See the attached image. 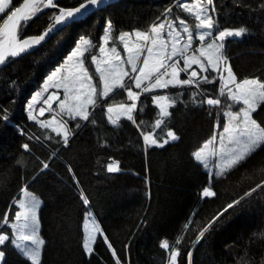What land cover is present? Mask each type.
I'll use <instances>...</instances> for the list:
<instances>
[{"label": "trees", "instance_id": "obj_1", "mask_svg": "<svg viewBox=\"0 0 264 264\" xmlns=\"http://www.w3.org/2000/svg\"><path fill=\"white\" fill-rule=\"evenodd\" d=\"M59 2L62 6H73L77 0ZM171 2L118 0L89 15L82 23L57 32L41 47L0 69V106L13 109L11 124L0 132V214L8 210L12 198L20 194L19 190L25 184L41 199L40 231L46 240L42 264H114L102 238H98L92 256L82 249V225L88 208L78 196L67 163L73 165L90 194V210L104 227L124 264H166L167 252L160 246L161 240L166 237L173 241L191 216L193 224L181 245L180 264H187V251L192 247L189 242L195 239L198 227L249 186L264 179V150H258L226 176L211 180L215 197L202 196V189L209 182V172L192 154L212 134L215 120L204 109L192 105L185 108L179 104L173 109L168 127L176 131L180 139L170 140L163 147L152 146L145 151L139 130L125 117L121 118L119 128L108 124L104 114L106 106L100 105L103 111L98 109L94 117L99 120V126L88 124L83 127L68 147L53 142V148H49L47 142L33 140V154L22 149L21 145L28 142L29 137L17 132L12 125L40 135L38 124L27 119L26 104L31 95L42 88L43 80L64 60L81 34L87 33L98 39L105 17L109 15L118 31L146 28ZM215 2L223 27L246 25L250 30L242 37L225 40L226 54L238 79L264 77L261 0H245L247 6H239L235 0ZM43 11V15L30 22L27 34H37L46 26L51 12ZM89 69L94 73L93 64ZM9 79L19 83L14 104L10 95L14 86L8 83ZM216 87L218 89V84ZM165 91L155 90L157 94ZM110 96V99L104 98L108 103L129 102L125 92ZM153 116L154 113H149L140 118L151 121ZM42 118H49V114ZM166 131V128L163 132L157 129L161 137L166 136ZM102 139H107L108 145H103ZM53 149H59V155L49 161L48 170L33 180L40 160H47ZM21 154L23 165L17 163ZM109 157L120 161V171H107L106 165L111 162ZM142 219L147 220V224L141 223ZM261 233H264V194L258 191L241 210L229 209L223 221L194 247L193 264H242V257L259 264L264 258ZM125 245L129 247L125 248ZM6 259L7 264H30L11 246L7 249Z\"/></svg>", "mask_w": 264, "mask_h": 264}, {"label": "snow or ice", "instance_id": "obj_2", "mask_svg": "<svg viewBox=\"0 0 264 264\" xmlns=\"http://www.w3.org/2000/svg\"><path fill=\"white\" fill-rule=\"evenodd\" d=\"M115 2L77 0L73 6H62L59 0H0V67L29 54L47 38L69 25L82 23L90 14ZM235 3L247 6L245 0H235ZM259 7L264 10V0ZM43 10L51 12L46 26L37 34H27L30 22L43 15ZM219 11L215 0H172L148 27L119 31L111 16L105 17L99 38L81 34L63 62L50 71L42 88L31 95L26 104L27 119L38 124L40 135L12 125L17 132L29 137L28 142L21 145L22 149L33 154V140L47 142L49 148H53V142L68 147L83 127L88 124L99 126V120L94 117L98 109L103 111L100 105L106 106L104 114L108 124L119 128L121 117H125L139 130L145 151L152 146L163 147L170 140L180 139L177 132L168 127L173 109L179 104L185 108L192 105L204 109L215 120L212 134L192 154L209 172V182L203 187L202 196L215 197L211 183L214 177L226 176L258 150H264V77L238 79L226 54V38L242 37L250 30L246 25L223 27ZM183 13H187L191 22ZM117 31L118 36L115 35ZM117 41L126 51V57L121 55ZM92 64L95 65L94 73L89 70ZM182 73L186 78H181ZM8 83L14 86L10 93L14 104L19 83L11 79ZM49 89L52 90L49 92ZM60 89L63 90L62 98ZM155 90L167 91L157 94ZM123 92L127 93L129 102L108 103L104 99H110V94ZM45 93H48L46 97ZM41 101L46 107L39 106ZM12 111V108L0 106V132L11 124ZM45 113H49V118H41ZM149 113H154L151 121L140 118ZM165 128L166 136L161 137L160 132ZM101 143L108 145L109 141L102 139ZM58 155L59 149H53L47 160H40L32 179L48 170L49 161ZM109 160L107 171H120V161L112 157ZM17 163H25L23 154ZM66 167L82 204L88 208L82 225L84 253L92 256L98 238H102L114 264H124L104 227L90 210V194L73 165L67 163ZM19 191L8 210L0 214V264H7L10 246L30 264H42L46 244L40 233L42 201L29 191L28 184ZM258 191L264 194V179L249 186L242 195L232 199L198 227L195 239L189 242L192 247L187 251V264H193L194 247L223 221L228 210H241ZM141 223L147 224V220L142 219ZM192 224L190 216L173 241L166 237L161 240L160 246L167 252L166 264H180L181 245ZM260 235L264 236V233ZM127 247L129 245H125ZM241 260L242 264H254L243 257ZM259 264H264V258Z\"/></svg>", "mask_w": 264, "mask_h": 264}, {"label": "rangeland", "instance_id": "obj_3", "mask_svg": "<svg viewBox=\"0 0 264 264\" xmlns=\"http://www.w3.org/2000/svg\"><path fill=\"white\" fill-rule=\"evenodd\" d=\"M186 15H185V18H188L189 19V21L191 22V18H189V17H187V13H185ZM116 46L118 47V49L120 50V52H121V55L122 56H124V57H126V55H127V53H126V51L123 49V46H122V44L121 43H119L118 41H117V43H116ZM63 62V61H62ZM194 67H197V66H195L194 65ZM93 69H94V72H95V65L93 64ZM198 69V68H197ZM90 70V69H89ZM199 70V69H198ZM91 72V71H90ZM182 75H185V78H186V74H184V73H182L181 74V78H182ZM95 79V78H94ZM50 91L52 90V89H49ZM135 90V89H134ZM60 91V93H61V98L63 97V90L62 89H60L59 90ZM35 93V92H34ZM45 94H48V93H45ZM44 94V95H45ZM125 95L127 96V93L125 92ZM29 102V101H28ZM54 103V105H55V102H53ZM37 111H38V109H37ZM46 114V113H45ZM47 114H49V113H47ZM42 118V117H41ZM121 118H124V117H121ZM44 119H46V118H44ZM218 143V142H217ZM29 191H31V190H29ZM31 192H33V191H31ZM40 233H41V231H40Z\"/></svg>", "mask_w": 264, "mask_h": 264}, {"label": "water", "instance_id": "obj_4", "mask_svg": "<svg viewBox=\"0 0 264 264\" xmlns=\"http://www.w3.org/2000/svg\"><path fill=\"white\" fill-rule=\"evenodd\" d=\"M116 1H118V0H116ZM22 2V1H21ZM95 13V12H94ZM91 15V14H90ZM88 17V16H87ZM54 35H52L50 38H47V40H46V42H48L52 37H53ZM46 42H42V45H44ZM41 45V46H42ZM41 46H36V48H35V50L37 49V48H39V47H41ZM32 52V51H31ZM23 56V55H22ZM4 67V66H3ZM3 67H0V69L1 68H3Z\"/></svg>", "mask_w": 264, "mask_h": 264}, {"label": "built area", "instance_id": "obj_5", "mask_svg": "<svg viewBox=\"0 0 264 264\" xmlns=\"http://www.w3.org/2000/svg\"><path fill=\"white\" fill-rule=\"evenodd\" d=\"M44 107H46V105H43Z\"/></svg>", "mask_w": 264, "mask_h": 264}]
</instances>
